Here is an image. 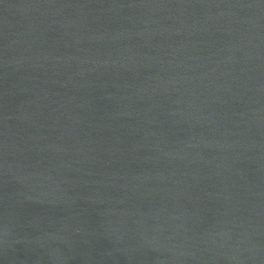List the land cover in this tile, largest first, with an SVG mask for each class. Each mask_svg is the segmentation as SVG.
<instances>
[{
  "label": "water",
  "instance_id": "1",
  "mask_svg": "<svg viewBox=\"0 0 264 264\" xmlns=\"http://www.w3.org/2000/svg\"><path fill=\"white\" fill-rule=\"evenodd\" d=\"M0 264H264V0H0Z\"/></svg>",
  "mask_w": 264,
  "mask_h": 264
}]
</instances>
